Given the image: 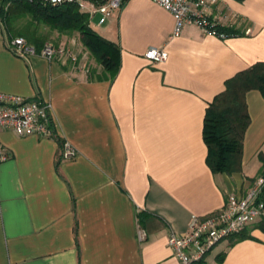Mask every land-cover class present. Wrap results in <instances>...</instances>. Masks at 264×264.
<instances>
[{"label":"crops","instance_id":"0c3cea01","mask_svg":"<svg viewBox=\"0 0 264 264\" xmlns=\"http://www.w3.org/2000/svg\"><path fill=\"white\" fill-rule=\"evenodd\" d=\"M208 11L236 32L222 38L187 24L175 35L169 10L128 0L102 34L120 46L113 78L98 63L94 77L83 61L15 54L0 20V91L49 102L56 133L0 128L9 154L0 161V264H180L169 234L247 192L264 154L263 93H246L241 172L211 170L203 126L226 81L264 61V0H218ZM152 47L168 58L149 59ZM66 141L78 150L73 158L62 157ZM260 224L204 261L264 264Z\"/></svg>","mask_w":264,"mask_h":264},{"label":"built area","instance_id":"2783aa9c","mask_svg":"<svg viewBox=\"0 0 264 264\" xmlns=\"http://www.w3.org/2000/svg\"><path fill=\"white\" fill-rule=\"evenodd\" d=\"M52 4L73 3L87 12L91 24L98 16V25L104 24L115 12L120 10L128 0H41ZM175 17L174 34H180L187 24L199 26L208 34L222 38L229 36L220 31L218 22L211 17L209 6L218 0H154ZM94 26V25H93ZM7 47L15 54L28 58L38 53L35 47L22 37L7 39ZM49 59L65 61L67 57H76L70 48L59 47L48 42L39 52ZM168 51L163 47H152L146 56L154 62L168 58ZM69 55V56H67ZM67 56V57H66ZM66 57V58H64ZM76 66V63L73 64ZM0 128L12 130L20 136L39 135L56 136L53 128L51 104L40 98H27L18 94L0 91ZM78 154L77 148L66 141L62 145V157L73 158ZM9 158V154L0 143V161ZM264 175L258 176L244 195L230 193L223 208L205 217L195 216L188 232L179 234L172 231L168 237L169 246L180 264H194L205 260L207 255L223 240L243 232L256 222L264 221Z\"/></svg>","mask_w":264,"mask_h":264},{"label":"trees","instance_id":"16d2710c","mask_svg":"<svg viewBox=\"0 0 264 264\" xmlns=\"http://www.w3.org/2000/svg\"><path fill=\"white\" fill-rule=\"evenodd\" d=\"M7 39L22 36L37 52L48 43L31 25L43 23L61 34L78 32L84 47L104 69L105 77H114L120 66V46L106 38L91 24L90 16L73 3L52 4L41 0H0ZM30 17L27 28L19 25L22 18ZM220 31L231 35V27L218 24ZM54 43V42H52ZM91 76L95 77L92 69ZM98 76V75H96ZM99 78L102 76L99 75ZM259 89L264 95V61L238 72L226 81V88L209 103L204 118L203 136L208 147L207 162L214 173L229 174L243 170L242 158L245 132L250 124L246 93ZM264 175V154L259 153ZM264 198V195H263ZM264 229V221L260 224ZM249 237L244 230L231 238L241 240ZM194 264H207L204 260Z\"/></svg>","mask_w":264,"mask_h":264},{"label":"rangeland","instance_id":"374dc122","mask_svg":"<svg viewBox=\"0 0 264 264\" xmlns=\"http://www.w3.org/2000/svg\"><path fill=\"white\" fill-rule=\"evenodd\" d=\"M2 19H3V17H2L1 2H0V20H1V23H2V21H4ZM98 20H99L98 16L93 18L92 22H93L94 28L97 29L98 32H100L101 34L106 36L104 29L107 26V23L102 24V25H98L97 24ZM29 21H30V17L22 18L19 21V25L26 29L27 26H24V25H28ZM31 27L33 29L37 30V32L39 34L45 36L46 42H54V44L59 46V47L61 46V47L70 48V51H72L76 57V61L73 60V58H71V57H67V56H69V55H67L66 56L67 58L64 57V58H66L65 62L73 63V64L76 63V66H79V64L83 61L84 63H86L87 67L89 68V71L91 68L94 69L97 61L94 58V56L84 47L83 43L80 40V35L78 32H74L72 35L61 34L59 31L51 29L49 26H47L43 23H35V25H31ZM3 29H4V26H3ZM17 37H22V36H17ZM17 37H15V38H17ZM257 165H258L257 171H260V169L262 168L261 160L257 161ZM260 175L261 174L258 172L257 177ZM226 241H227V239H225L223 242L225 243ZM215 252H216V249L213 251V253H215Z\"/></svg>","mask_w":264,"mask_h":264}]
</instances>
